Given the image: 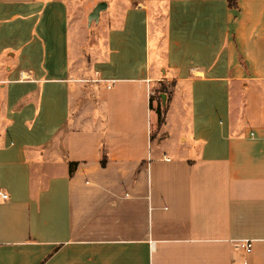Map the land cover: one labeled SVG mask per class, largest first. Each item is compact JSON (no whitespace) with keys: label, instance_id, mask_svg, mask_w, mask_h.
<instances>
[{"label":"crops","instance_id":"0c3cea01","mask_svg":"<svg viewBox=\"0 0 264 264\" xmlns=\"http://www.w3.org/2000/svg\"><path fill=\"white\" fill-rule=\"evenodd\" d=\"M101 1L0 0V264H264V0Z\"/></svg>","mask_w":264,"mask_h":264},{"label":"rangeland","instance_id":"374dc122","mask_svg":"<svg viewBox=\"0 0 264 264\" xmlns=\"http://www.w3.org/2000/svg\"><path fill=\"white\" fill-rule=\"evenodd\" d=\"M109 2V0H106ZM79 4L77 5L78 8H83L84 6V0H79ZM98 3V2H97ZM96 3V4H97ZM96 4H92V6L86 10V11H82L81 12L78 10L79 13V17L82 21V26H84V39H85V57L88 56L89 50L98 42L99 37H100V32H99V23L97 22L96 19H91L89 16L90 14H92ZM109 9L107 11L103 12V15L109 14L108 13ZM71 32L73 34V37L75 39V37H77L78 33L76 30L75 25L73 24L71 27ZM160 90V88H159ZM154 96V109L152 112V116H151V124H152V131H153V146L154 148H156L158 146V141L161 139V135L160 130H161V126L162 123L159 120V115H158V111H157V106L158 103L161 106L160 108H162V113H161V118L164 119V115L168 112L169 114V120L171 123L172 128L174 129V132L171 133V138L169 139V142L172 143L173 145L178 143V138H179V134H178V130L183 128V123L181 120V111L185 110V104L184 102H179L178 106L174 105V104H164L163 103V98L162 100H158L157 94L153 95Z\"/></svg>","mask_w":264,"mask_h":264},{"label":"built area","instance_id":"2783aa9c","mask_svg":"<svg viewBox=\"0 0 264 264\" xmlns=\"http://www.w3.org/2000/svg\"><path fill=\"white\" fill-rule=\"evenodd\" d=\"M108 87H111V85H108ZM151 95H155V91H151ZM168 159V158H165ZM10 198V194L5 191L0 189V203L7 201ZM238 246L241 247L246 254H250L253 250V242L252 240H240L238 242Z\"/></svg>","mask_w":264,"mask_h":264},{"label":"trees","instance_id":"16d2710c","mask_svg":"<svg viewBox=\"0 0 264 264\" xmlns=\"http://www.w3.org/2000/svg\"><path fill=\"white\" fill-rule=\"evenodd\" d=\"M229 2H230L231 5H234V4H235L234 0H229ZM165 92H166V86H165V85H162L161 88H160V90H159V93L157 94V97H158V100H159V101L162 100V95H163ZM153 100H154V96H151V108L153 107V105H152ZM160 107H161V106H160L159 103H158L157 111H158V115H159V120H160V122L162 123L164 119L161 118V113H162L161 110H162V108H160ZM104 162H105V161L103 160V163H104ZM76 165H77V162H71V164H70V171H71V173L73 172V169H74V167H75Z\"/></svg>","mask_w":264,"mask_h":264},{"label":"water","instance_id":"95a60500","mask_svg":"<svg viewBox=\"0 0 264 264\" xmlns=\"http://www.w3.org/2000/svg\"><path fill=\"white\" fill-rule=\"evenodd\" d=\"M106 8H107V2H106V1H101V2H99V3L95 6V8H94L92 14H90L89 17H90L91 19L94 18V19L98 20V18H99V16H100V13H101L103 10H105ZM162 98L165 99L164 94L162 95Z\"/></svg>","mask_w":264,"mask_h":264}]
</instances>
